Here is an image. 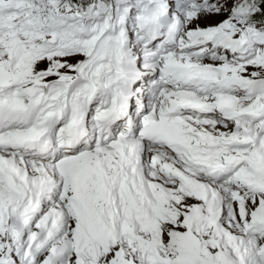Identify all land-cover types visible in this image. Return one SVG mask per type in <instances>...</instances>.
I'll use <instances>...</instances> for the list:
<instances>
[{"label":"snow or ice","instance_id":"6c2138e0","mask_svg":"<svg viewBox=\"0 0 264 264\" xmlns=\"http://www.w3.org/2000/svg\"><path fill=\"white\" fill-rule=\"evenodd\" d=\"M0 264H264V0H0Z\"/></svg>","mask_w":264,"mask_h":264},{"label":"rangeland","instance_id":"374dc122","mask_svg":"<svg viewBox=\"0 0 264 264\" xmlns=\"http://www.w3.org/2000/svg\"><path fill=\"white\" fill-rule=\"evenodd\" d=\"M213 19H218V18H213ZM205 22V21H204ZM203 21H202V23H204Z\"/></svg>","mask_w":264,"mask_h":264},{"label":"bare ground","instance_id":"6f19581e","mask_svg":"<svg viewBox=\"0 0 264 264\" xmlns=\"http://www.w3.org/2000/svg\"><path fill=\"white\" fill-rule=\"evenodd\" d=\"M204 22V21H203Z\"/></svg>","mask_w":264,"mask_h":264}]
</instances>
